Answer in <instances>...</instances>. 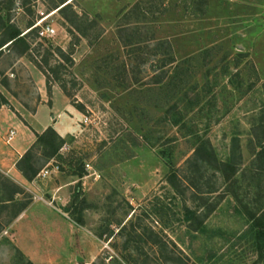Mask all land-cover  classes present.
Wrapping results in <instances>:
<instances>
[{
	"label": "rangeland",
	"instance_id": "1",
	"mask_svg": "<svg viewBox=\"0 0 264 264\" xmlns=\"http://www.w3.org/2000/svg\"><path fill=\"white\" fill-rule=\"evenodd\" d=\"M0 15L32 28L25 53L0 51V150L10 113L27 124L42 102L34 73L47 105L54 88L69 104L31 119L57 122L39 133L54 128V153L48 133L0 164V264H264V0H0ZM38 198L60 219L42 248L37 223L17 239Z\"/></svg>",
	"mask_w": 264,
	"mask_h": 264
},
{
	"label": "crops",
	"instance_id": "2",
	"mask_svg": "<svg viewBox=\"0 0 264 264\" xmlns=\"http://www.w3.org/2000/svg\"><path fill=\"white\" fill-rule=\"evenodd\" d=\"M34 74L35 76H37V82H38L37 84L42 102L36 107L33 113L29 114V119L28 116L24 117V120L27 121V124L22 119L18 118L14 112L10 113L9 116H11V118L9 123L11 124V126L14 127V130L10 140L8 141L10 142V145L6 146V148H4L3 150L2 149L0 150L1 152H3L0 154L1 165L3 164V161L7 159L8 156L11 157L16 156V158H19L24 153V151L30 146V144L34 141L35 133L42 132L49 125L54 126V128L56 129L57 122L50 123L48 119L44 120L40 128H36L32 125L31 119L37 117L38 113L42 111V109L43 110L45 108L48 109L50 113H53L52 114L53 116L61 115L62 113L65 112L64 109L69 110L68 109L69 104L67 103L66 99L63 97L60 91H58L55 88L52 90V94H51L52 96L51 106L46 104V102L44 101L45 99L43 98L45 92L44 79L42 75L40 74L37 75V73ZM21 115L25 116L23 113ZM1 124H3L2 121L0 122V125ZM18 131H21L20 136H18ZM58 133L62 136L61 132L58 131ZM19 182L24 186H26L25 184H28V182L23 183V181L20 180ZM59 220L60 219L58 218V215L54 211V208L50 206L49 203L40 200V198H38V200H35L31 204H29L17 219L16 223L18 224V228H19L18 231L19 233L17 232V239H20L24 235V233L27 236H29L28 231L24 232V228L25 227L28 228L33 223H37L39 235L36 234V237H38V241H40L39 247L42 248L44 245H48L47 243L48 236L45 230L53 228V225L58 223ZM89 242H92V239H85L83 235L80 237V244L83 247L89 244ZM23 250L31 258V260L35 259L30 251H28L25 248H23Z\"/></svg>",
	"mask_w": 264,
	"mask_h": 264
},
{
	"label": "trees",
	"instance_id": "3",
	"mask_svg": "<svg viewBox=\"0 0 264 264\" xmlns=\"http://www.w3.org/2000/svg\"><path fill=\"white\" fill-rule=\"evenodd\" d=\"M66 5V4H65ZM64 5V6H65ZM63 6V7H64ZM62 7V8H63ZM1 17V15H0ZM1 28L3 29L2 31V37L4 36L5 38L2 39L0 41V51H2V47L5 45V48H9L11 46H21L20 52L21 54L25 53V51L28 49L29 45L27 44V40H26V34L32 29H29L26 33L22 34V32L15 27L13 24L10 23H5L1 18ZM166 46L169 48V44ZM165 60H171V57H169L168 59ZM170 61V62H171ZM1 104H6L8 105L7 100L4 97H1ZM264 128V125L262 126ZM50 134V138L48 140H43L44 136L46 134ZM35 136L37 138V140H41L44 141V143H46L47 145H50L53 148V153L56 151V146L54 145L55 140L57 138H59L58 134L56 133V131L54 130L53 127H48L43 133L39 134V133H35ZM264 138V134L263 137H261L260 139H258V147L259 149L256 151V159H257V167H256V173L261 175L264 174V143L263 141H261V139ZM237 138H233L232 139V144H231V157H230V161H228L227 163H222L223 166H225V168L227 170H230L231 173L234 171V167L235 165L239 162L240 158H241V154L239 153V143L237 142ZM28 155V151H26V154L23 155L21 157V159H19V161L16 163L18 169L23 173V175L27 178V179H31L35 173L36 170L33 167H29L28 169L24 170L19 166V162L26 156ZM189 214L193 217L194 213L191 211H188ZM251 219L254 222V225L258 228L257 229V238L259 239V242H261V245L259 244V249L264 250V213L260 214L259 216H255V215H251ZM179 264H185L181 258H179Z\"/></svg>",
	"mask_w": 264,
	"mask_h": 264
},
{
	"label": "built area",
	"instance_id": "4",
	"mask_svg": "<svg viewBox=\"0 0 264 264\" xmlns=\"http://www.w3.org/2000/svg\"><path fill=\"white\" fill-rule=\"evenodd\" d=\"M40 26V29L38 30V35L40 37H48L54 33V28L51 25H41L40 23H37L34 25V27ZM13 134V131H10V135L8 136V140H10L11 136ZM41 174L44 176L46 174V171H42Z\"/></svg>",
	"mask_w": 264,
	"mask_h": 264
}]
</instances>
